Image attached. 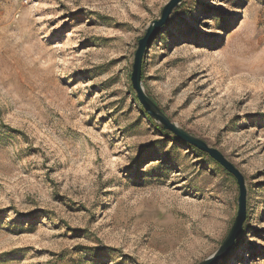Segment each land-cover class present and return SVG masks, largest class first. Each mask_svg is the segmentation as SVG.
I'll list each match as a JSON object with an SVG mask.
<instances>
[{"label": "rangeland", "instance_id": "1", "mask_svg": "<svg viewBox=\"0 0 264 264\" xmlns=\"http://www.w3.org/2000/svg\"><path fill=\"white\" fill-rule=\"evenodd\" d=\"M170 0H0V264H199L240 185L143 108ZM143 86L244 177L216 264H264V0H183Z\"/></svg>", "mask_w": 264, "mask_h": 264}, {"label": "water", "instance_id": "2", "mask_svg": "<svg viewBox=\"0 0 264 264\" xmlns=\"http://www.w3.org/2000/svg\"><path fill=\"white\" fill-rule=\"evenodd\" d=\"M183 0H170L161 11V18L152 21L146 28V35L141 38L138 42L139 48L136 51L133 71L131 74L133 87L138 94V98L143 106V108L150 114V116L155 119L159 124H161L164 129L171 131L178 139L189 143L190 145L200 149L201 151L209 154L214 158L220 165L224 167L225 170L234 174L237 179L238 185H240V195L238 198L239 209L237 217L234 224L230 228V233L225 238L221 246L213 255L204 259L199 264H216V262L225 258L233 249L237 237L242 233L244 224L247 220V188L245 185V180L239 169H237L229 160L226 159L224 154H222L215 147L209 146V144L198 136H194L182 126L171 121L168 115L163 112L162 109L156 104L153 98L145 92L143 86V59L147 51L148 44L161 33L162 27L167 23L172 12Z\"/></svg>", "mask_w": 264, "mask_h": 264}, {"label": "trees", "instance_id": "3", "mask_svg": "<svg viewBox=\"0 0 264 264\" xmlns=\"http://www.w3.org/2000/svg\"><path fill=\"white\" fill-rule=\"evenodd\" d=\"M163 127V126H162ZM164 128V127H163ZM167 130V129H166ZM171 132V131H170ZM183 141V140H182ZM185 142V141H184ZM189 144V143H188Z\"/></svg>", "mask_w": 264, "mask_h": 264}]
</instances>
